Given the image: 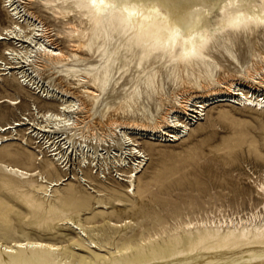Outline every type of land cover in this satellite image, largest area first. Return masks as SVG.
<instances>
[{
  "label": "bare ground",
  "instance_id": "obj_1",
  "mask_svg": "<svg viewBox=\"0 0 264 264\" xmlns=\"http://www.w3.org/2000/svg\"><path fill=\"white\" fill-rule=\"evenodd\" d=\"M21 2L0 0V149L27 166L0 170L27 209L14 224L0 198V264H264V180L248 210L185 220L137 188L139 140L184 138L214 102L264 113V0H43L67 49Z\"/></svg>",
  "mask_w": 264,
  "mask_h": 264
},
{
  "label": "rangeland",
  "instance_id": "obj_2",
  "mask_svg": "<svg viewBox=\"0 0 264 264\" xmlns=\"http://www.w3.org/2000/svg\"><path fill=\"white\" fill-rule=\"evenodd\" d=\"M42 1L24 0L21 4L26 9L36 12L35 14L39 13L38 16L44 18L42 19L55 42L67 49L69 46L65 38L56 37L57 31L65 29L42 5ZM7 23H9L7 18H0V26ZM44 72L47 74L48 70L44 69ZM130 72H133V67ZM72 90L76 92L75 89ZM15 91L14 86L5 90L0 88V96L13 97ZM21 107L26 108L25 105ZM205 112L202 118L190 126L188 134L182 139L162 143L149 139L138 141L148 158L146 168L139 176L138 191L141 192L143 190L141 188L148 181V190L154 194V198L163 200L165 203L163 208L167 209L175 205L179 207L180 214L175 215L174 219L177 217L181 220L193 219L197 216L199 218L204 217L205 213L209 216H220L218 206L224 208L223 213L226 214L229 208L226 206L228 201L225 200L231 201V196L235 194L238 199L237 203L231 204L233 209L242 208L245 211L252 206V201L255 204L263 201L262 194L255 190L254 182L258 179L264 180V113L221 102L212 103L206 107ZM0 158L27 166L23 160L6 156L1 149ZM104 173L108 176L110 172L105 168ZM5 177L6 174L0 170V198L3 200L1 207L7 204L13 205L8 210V214L12 217V223L16 224L13 213L19 210L25 212L27 207L18 197L20 194L16 185L19 182L13 180L11 185L2 184L1 181ZM74 186L83 189L77 184ZM144 194L141 192V197ZM166 209L163 210L164 213ZM22 221L30 236L43 235V232L34 229L28 216L22 218ZM170 221H173V218ZM96 224H101V221ZM58 226L59 232L76 235L75 230L70 227ZM15 228L11 230V235L20 233V228ZM62 245L82 253L77 245L68 241H63ZM259 247L264 245H255L251 248Z\"/></svg>",
  "mask_w": 264,
  "mask_h": 264
}]
</instances>
